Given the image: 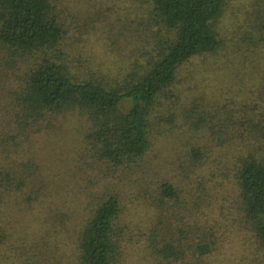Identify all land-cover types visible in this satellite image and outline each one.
Masks as SVG:
<instances>
[{
    "label": "trees",
    "instance_id": "1",
    "mask_svg": "<svg viewBox=\"0 0 264 264\" xmlns=\"http://www.w3.org/2000/svg\"><path fill=\"white\" fill-rule=\"evenodd\" d=\"M138 1L143 13L137 30L143 60L119 81L83 74L72 65L80 38H69L70 27L62 18L68 8L65 0H0V100L5 101L0 106H11L7 119L0 118V208L11 195L28 204L39 202L46 184L36 182L35 163L25 173L22 152L35 135L65 115L84 120L87 150L105 176L132 170L151 148L150 117L180 68L220 49L213 27L226 0ZM259 7L256 28L261 33L264 6ZM251 133L250 145L230 165L217 161L214 154L211 159L207 147L193 148L190 154L206 160L202 165L206 174L194 187L191 203L205 187L221 189L225 182L217 180L219 175L229 174L232 209L206 201L198 224L199 209L193 204L194 209H186L183 215L195 218L194 229L180 224L181 211L174 208L184 207V190L163 181L157 195L150 196L158 219L152 230L143 231L125 220L121 199L111 192L88 209L75 232L69 263L126 264L128 252L136 248L147 264H228L226 251L236 240L247 252L240 264H264V130ZM6 225L0 216V247L9 239ZM41 246L10 247L8 252L15 251L11 256L18 259L15 264H49Z\"/></svg>",
    "mask_w": 264,
    "mask_h": 264
},
{
    "label": "rangeland",
    "instance_id": "2",
    "mask_svg": "<svg viewBox=\"0 0 264 264\" xmlns=\"http://www.w3.org/2000/svg\"><path fill=\"white\" fill-rule=\"evenodd\" d=\"M65 1L68 8L62 18L70 27L69 38H80L75 44L79 54L72 65L81 68L83 74L120 81L142 62V38L137 30L141 29L143 13L138 0ZM259 6H264V0H226L213 27L220 49L193 58L180 68L175 83L159 98L150 117L151 148L132 170L105 176L104 168L95 166L87 150L86 124L76 115L59 117L35 135L34 142L22 152L25 173L29 174L35 163L36 182L46 187L35 205L11 195L0 208L10 232L6 244L0 247V264L18 262L11 257L15 251L8 252L10 247L24 250L40 245L49 264H70L75 232L88 209L111 192L120 197L125 220L143 231L152 230L158 219L150 196L157 195L163 181L184 190V207L174 208L181 211L180 224L194 229L195 218L183 215L193 204L199 209L198 224L206 201L232 209L229 174L219 175L217 180L225 182L221 189L205 187L196 192L199 199L191 203L194 187L206 174L202 167L206 160L193 159L190 154L193 148L207 147L211 159L214 154L217 161L230 165L251 143V131L264 130V31L259 33L256 28L260 23L256 15ZM2 56L0 51L1 65ZM9 108L0 106V118L7 119ZM237 134L245 139H238L234 136ZM138 250L128 252L126 264H147ZM227 250L228 264H240L241 256L247 255L236 240ZM59 251L67 255L60 256Z\"/></svg>",
    "mask_w": 264,
    "mask_h": 264
}]
</instances>
